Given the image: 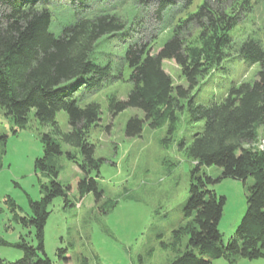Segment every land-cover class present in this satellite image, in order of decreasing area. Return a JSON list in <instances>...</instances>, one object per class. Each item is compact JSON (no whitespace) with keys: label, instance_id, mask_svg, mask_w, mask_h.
Segmentation results:
<instances>
[{"label":"trees","instance_id":"1","mask_svg":"<svg viewBox=\"0 0 264 264\" xmlns=\"http://www.w3.org/2000/svg\"><path fill=\"white\" fill-rule=\"evenodd\" d=\"M75 9V20L66 24L60 35L50 31L53 12L51 0H0V110L24 128L32 110L36 119L51 124L61 140L77 149L79 159L67 152L83 177L78 182L79 198L93 193L97 203L103 198L97 178L103 159L95 157V145L89 141L91 128L101 120V105L96 101L80 103L78 91L84 94L100 90L107 82L123 77L115 75L110 63L102 65L93 54L104 36H115L127 28V22L117 14L101 11L88 13L90 0H68ZM227 1V0H226ZM250 4L249 0H242ZM153 4L161 18L178 0H141ZM194 0H185L189 8ZM224 0H204L196 12L184 20L194 23L200 32L196 43H187L176 29L173 36L157 52L149 43L134 42L126 50L124 61L131 68L133 88L126 99H115L110 104L112 116L135 108L144 118L133 115L126 126L129 137L140 136L145 123L158 128L167 122L168 135L176 130L178 112L188 109L192 123L204 122L202 131L194 134L187 147L196 162L194 172L202 166H218L222 174L213 183L233 178L253 183L247 189L246 211L234 234L224 241L219 228L227 198L208 188L203 176H195L184 208L191 225L174 230V246L179 253L170 264H214L224 258L230 264L240 259L264 258V148L246 146L257 137L258 126H264V48L259 40L248 38L236 49V59L248 64L260 63L262 68L253 83L232 86L220 99L209 104L196 103L193 90L207 77L224 69L234 39L231 31L243 19L241 10L228 11ZM173 59L181 66L187 86L174 85L163 62ZM183 100V102H182ZM184 100L186 104L184 103ZM65 111L70 130L62 132L57 113ZM17 130L14 129V133ZM44 155L36 159L35 167L53 175L50 185H43L39 200L29 198L31 214L20 216L13 198L9 203L18 220L25 227L34 228L37 245L24 237L17 244L23 255L10 264H54L45 252L44 229L50 216L49 205L58 196L69 203L67 190L57 179L59 170L50 163L53 156L62 155L61 145L46 133L42 135ZM184 146L185 143H180ZM94 173V175H93ZM183 235L189 236L184 251L176 249ZM6 243L5 241H1ZM66 249L58 248L61 256ZM64 257V256H61ZM64 259L68 260L64 257Z\"/></svg>","mask_w":264,"mask_h":264},{"label":"rangeland","instance_id":"2","mask_svg":"<svg viewBox=\"0 0 264 264\" xmlns=\"http://www.w3.org/2000/svg\"><path fill=\"white\" fill-rule=\"evenodd\" d=\"M204 0H194L184 8L185 0L169 7L159 18L153 4L141 0H90L89 11L120 15L127 28L115 36L101 38L93 59L102 65L111 64L115 75L123 77L107 82L94 93L78 91L82 105L96 101L101 105V120L89 132V141L95 145V157L103 159L97 178L103 191L100 203L93 193L79 198L78 182L83 172L70 160L71 151L79 159L77 149L61 140L51 124H43L32 110L24 128H18L11 116L0 110V264H10L23 255L17 244L24 237L37 245L35 229L25 227L6 202L8 197L18 205L20 216L31 214L29 198L39 200L43 185H50L53 175L35 167L36 159L44 155L42 135L49 133L61 145L63 154L53 156L50 163L59 170L58 181L67 190L65 197L54 198L49 205L50 216L44 229L45 252L54 264H170L179 254L175 250L174 230L191 225L184 208L190 195L191 184L203 176L208 188L227 198L219 228L226 242L234 234L246 211L248 187L253 183L224 178L210 183L206 176L217 179L222 174L218 166H202L194 172L196 162L187 147L196 132L202 131L204 122L192 123L188 109L178 112L174 134L169 137L168 123L151 128L145 123L140 136L126 134L128 120L133 115L144 118L135 108H128L115 117L110 104L115 99H126L133 88L129 79L131 68L124 61L126 50L134 42H147L152 53H157L173 36L175 30L187 43H196L199 28L186 24L189 13L196 12ZM224 0L228 11L241 10L243 19L232 29L233 47L224 69L216 71L193 90L196 103L209 104L222 98L234 85L253 83L262 66L236 59L235 49L248 38L259 40L264 48V0ZM53 12L50 31L57 36L66 24L75 20V9L68 0H51ZM172 76L174 85L187 86L180 65L173 59L163 62ZM183 102V100H182ZM184 103L186 104L185 100ZM56 120L62 132L70 130L65 111L57 113ZM14 129L17 130L14 133ZM185 145L181 146L180 143ZM246 146L264 148V126H258L256 140ZM94 175V173H93ZM5 241L1 242V241ZM189 241L183 235L176 249L184 251ZM58 248L66 249L61 254ZM224 259V258H223ZM217 261H224L218 260ZM221 264L222 262H216ZM226 260V259H225Z\"/></svg>","mask_w":264,"mask_h":264},{"label":"crops","instance_id":"3","mask_svg":"<svg viewBox=\"0 0 264 264\" xmlns=\"http://www.w3.org/2000/svg\"><path fill=\"white\" fill-rule=\"evenodd\" d=\"M218 260H224V261H217L216 260V262H222L221 264H230L229 261H227L223 258H218ZM236 264H264V258L252 259V260L240 259Z\"/></svg>","mask_w":264,"mask_h":264}]
</instances>
